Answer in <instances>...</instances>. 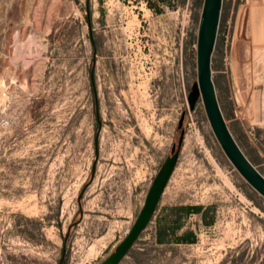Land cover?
I'll list each match as a JSON object with an SVG mask.
<instances>
[{
	"label": "rangeland",
	"instance_id": "1",
	"mask_svg": "<svg viewBox=\"0 0 264 264\" xmlns=\"http://www.w3.org/2000/svg\"><path fill=\"white\" fill-rule=\"evenodd\" d=\"M201 5L0 0V264L98 263L180 130L162 200L192 239L137 237L117 264H264V197L200 96L187 108ZM209 66L229 132L264 175V0H221Z\"/></svg>",
	"mask_w": 264,
	"mask_h": 264
},
{
	"label": "water",
	"instance_id": "2",
	"mask_svg": "<svg viewBox=\"0 0 264 264\" xmlns=\"http://www.w3.org/2000/svg\"><path fill=\"white\" fill-rule=\"evenodd\" d=\"M220 8L221 0H202L195 43L196 82L190 85L186 95L187 108L191 109L196 98L200 96L210 128L222 151L244 180L264 197V175L245 156L229 132L217 104L210 78V56L216 36ZM96 117H98L97 113ZM181 117L182 115H180L179 123ZM181 141L182 130L178 135L176 146L171 145L170 153L159 164L147 187L143 202L126 233L114 245L113 250L96 264H117L146 226L174 167ZM62 257L63 252L58 264Z\"/></svg>",
	"mask_w": 264,
	"mask_h": 264
},
{
	"label": "crops",
	"instance_id": "3",
	"mask_svg": "<svg viewBox=\"0 0 264 264\" xmlns=\"http://www.w3.org/2000/svg\"><path fill=\"white\" fill-rule=\"evenodd\" d=\"M164 188L159 196V199L155 205V208L151 214L149 221L146 226L141 230L138 238H143L147 236L152 240L155 244H163L167 243V241L171 240H190L192 237L187 231H182V225L179 226L177 215L172 217L173 215L167 216V204L163 203V194ZM181 210V207L173 210V213H176ZM168 219V220H167ZM179 226V227H178ZM178 227V228H177Z\"/></svg>",
	"mask_w": 264,
	"mask_h": 264
},
{
	"label": "trees",
	"instance_id": "4",
	"mask_svg": "<svg viewBox=\"0 0 264 264\" xmlns=\"http://www.w3.org/2000/svg\"><path fill=\"white\" fill-rule=\"evenodd\" d=\"M64 240H65V237H63V241H64ZM177 241L179 242V241H184V240H177Z\"/></svg>",
	"mask_w": 264,
	"mask_h": 264
},
{
	"label": "built area",
	"instance_id": "5",
	"mask_svg": "<svg viewBox=\"0 0 264 264\" xmlns=\"http://www.w3.org/2000/svg\"><path fill=\"white\" fill-rule=\"evenodd\" d=\"M127 230V228L125 229V231ZM125 231H124V233H125Z\"/></svg>",
	"mask_w": 264,
	"mask_h": 264
}]
</instances>
